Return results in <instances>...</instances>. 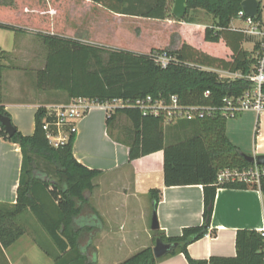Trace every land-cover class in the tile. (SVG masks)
I'll return each mask as SVG.
<instances>
[{
  "label": "trees",
  "instance_id": "obj_1",
  "mask_svg": "<svg viewBox=\"0 0 264 264\" xmlns=\"http://www.w3.org/2000/svg\"><path fill=\"white\" fill-rule=\"evenodd\" d=\"M92 1L114 13L154 19L168 18L174 2ZM242 1L186 0V13L178 20L194 22L189 13L195 9H203L215 20L211 26L200 28V39L192 38L193 44L184 42L174 50L152 49L142 53L92 44L82 38L36 33L47 47L45 65L37 72L39 89L63 92L67 102L76 97L123 100L125 105L106 116L105 123L109 135L127 146L128 161L161 150L165 186L197 184L203 188V221L200 225L184 227L178 236L167 237L159 228L153 230L152 245L136 251L119 264H156L164 257L153 255L156 239L175 243L176 247L169 254L182 252L189 264H264V234L254 229L236 231L235 256L194 259L187 253L188 244L209 232L217 188L257 189L254 183L219 182L217 179L221 170H242L251 166L244 159V153L228 139L227 119L219 111L227 93H240L249 87V83L244 79L221 80L215 72L200 68H221L243 74L251 71L255 60L250 59L241 46L245 36L240 29L230 27ZM70 3L71 0H0V19L15 20L11 14L18 9L23 12L22 24L61 34ZM255 19L261 20L260 8ZM0 28L24 31L2 21ZM162 53L170 56L165 67L155 61L156 55ZM6 58L7 54L0 51V114L10 118L2 105L1 92L2 72L10 67L4 63ZM206 91L209 94L206 95ZM147 96L166 103L175 96L180 105L208 107L212 112L202 118L165 123L163 116L143 113L133 105L137 99ZM117 116H125L131 127L122 134L117 133L116 137L109 128ZM45 120L50 121L52 117L40 106L35 112L31 135L16 129L8 136L0 123V137L18 144L21 151L15 203L0 202V244L8 248L29 231L34 243L53 260V264H96L95 254L92 258L88 256L90 241L82 243V240L102 226L101 217L90 202L93 179L100 170L89 168L75 158V133H70L66 143L51 146L43 129ZM260 189L264 192V177ZM160 194V189L149 191L153 212ZM33 218L40 228L34 225Z\"/></svg>",
  "mask_w": 264,
  "mask_h": 264
},
{
  "label": "crops",
  "instance_id": "obj_2",
  "mask_svg": "<svg viewBox=\"0 0 264 264\" xmlns=\"http://www.w3.org/2000/svg\"><path fill=\"white\" fill-rule=\"evenodd\" d=\"M78 1L71 0L67 21L61 34L40 26L22 24L20 19L23 18V12L18 9L11 14L15 20L0 19L24 30L0 28V51L7 54L4 63L10 66L2 72V105L13 125L24 135H31L34 132V116L38 107L67 102V96L63 92L37 88V72L45 65L47 47L36 33L82 38V41L92 44L134 52H149V50H139L143 45L137 39L133 41V45L125 47L101 44L90 37V27L95 25L92 21L95 6L121 17L132 19L145 17L114 13L92 0H80L82 4L80 6ZM80 10H84V14H80ZM34 11L40 12L38 9ZM89 13L92 14L91 20ZM81 16L83 19L87 18L91 26L85 25L80 19ZM154 20L163 21L167 18ZM192 24L197 28L211 26ZM230 27L241 30L239 27L231 25ZM244 36L243 42L250 43L251 47L249 50L244 48L243 42L241 46L250 59L256 60L260 39L255 40L253 36L245 34ZM184 42L193 44L189 36L183 39L174 38L166 43V49H178ZM251 66L252 69L254 62ZM93 109L103 111L97 107ZM119 117L117 116L116 121ZM105 120V116L89 111L76 123L73 144V154L79 162L89 168L100 170L93 179L94 189L90 202L99 213L102 226L84 237V240L90 241L91 248L98 251L99 263L105 260L103 250H123L125 252L123 259H125L136 251L152 245L153 230L150 225L153 210L149 196L150 189L161 190L155 213L159 230L167 237L178 236L184 227L200 225L203 221L202 186L197 184L165 186L161 150L128 161L127 146L109 135ZM259 128L256 129L254 151L248 155L264 154V131L261 132ZM20 164L21 151L18 144L0 137V202L2 203L8 205L15 203ZM27 217L30 219L29 215ZM138 218L140 228L134 223ZM239 229H254L264 234V192L260 187L217 188L209 232L188 244L187 253L194 259L235 256V235ZM211 231L214 234H211ZM24 235L8 248H3L0 244V264H32L30 252L36 244L31 237L24 239ZM169 253L156 264H189L182 252ZM117 259L118 261L114 262L119 264L122 258Z\"/></svg>",
  "mask_w": 264,
  "mask_h": 264
},
{
  "label": "built area",
  "instance_id": "obj_3",
  "mask_svg": "<svg viewBox=\"0 0 264 264\" xmlns=\"http://www.w3.org/2000/svg\"><path fill=\"white\" fill-rule=\"evenodd\" d=\"M255 17L256 15L254 17L245 15L242 8L236 16V18L242 19L247 24L245 29H241L244 34L260 37L256 60L250 72L243 74L240 71L200 67L201 69L215 72L221 80L234 81L244 79L249 83V87L242 92L235 94L229 92L222 98L219 111L226 119L248 110L257 114L264 110V25ZM169 59L170 56L166 55V53L158 54L155 57L156 63L161 67H165ZM205 94H209V91H206ZM124 105L125 102L121 99L98 101L92 98L76 97L66 103L43 106L46 109L47 116L52 117V120H45L43 123L48 143L53 147L66 143L70 133L76 132L74 120L81 119L89 110L97 107L106 112V116H108L116 108ZM133 105L138 107L143 113L163 116L165 123L175 122L178 119L192 120L202 118L212 112L208 107L180 105L175 96H171L169 103L164 102L162 99H152L151 96H147L143 99H137ZM263 177L264 165L252 163L251 166L242 170H221L217 179L219 182L241 181L243 183H254L257 187H260Z\"/></svg>",
  "mask_w": 264,
  "mask_h": 264
},
{
  "label": "rangeland",
  "instance_id": "obj_4",
  "mask_svg": "<svg viewBox=\"0 0 264 264\" xmlns=\"http://www.w3.org/2000/svg\"><path fill=\"white\" fill-rule=\"evenodd\" d=\"M259 1V8L261 14V22L264 25V0ZM80 0L78 1V3ZM171 3V8L173 7ZM82 6L81 2L79 3ZM80 14H84V10L79 11ZM93 17L92 21L95 25L91 26V23L86 19L81 20L85 25L89 24L91 30V39L99 42L101 44H107L110 46H125L130 47L133 45V41L137 39L142 43L143 46L139 50H151V49H166V43L171 41L174 38L183 39L186 36L194 39H200V28H197L195 24L202 25H212L214 22V16L208 14L203 9L191 10L189 16L194 19V22L187 23L185 21H180L176 19L173 14L168 16L167 20L157 21L151 18H139L132 19L129 17H121L119 15H114L112 13L102 10V8L95 6V11L92 12ZM90 14V20L92 14ZM196 20V21H195ZM84 25V26H85ZM230 25L232 27H239L245 29L247 24L242 20L235 18L231 21ZM83 26V27H84ZM124 29V30H123ZM248 35V34H245ZM249 36V35H248ZM253 38L260 39L259 36H253ZM118 42L120 44H118ZM243 46L246 49H250L251 45L248 42H243ZM154 47V48H153ZM38 88V87H37ZM52 92V91H51ZM66 96V94L64 93ZM91 113L101 114L106 117L107 113L104 111H99L97 109L89 110ZM80 119L74 120L76 126L77 121ZM263 123H264V110L259 114L254 111H244L234 117H228L226 120V135L228 139L238 146L240 151L244 154H251L254 151L255 146V134L256 129L259 128L263 132ZM131 124L125 116H120L117 121L109 128V131L117 137V133L122 134L127 128H130ZM259 141V140H258ZM167 142V141H166ZM105 179V178H104ZM136 214V212H135ZM34 219V218H33ZM82 219V218H81ZM80 219V220H81ZM85 220H81L84 222ZM34 225L38 226V223L34 219ZM137 223V227L140 228L139 218L134 221ZM40 228V227H39ZM31 233L28 231L24 235V239L30 238ZM47 237V236H46ZM32 238V237H31ZM86 240H82L84 243ZM33 242V241H32ZM95 254L96 264H116L114 261H118L117 258H122L124 260L125 252L123 250H103V259L100 263L98 260V251L95 248H90L88 251L89 258H92V255ZM31 262L32 264H52L53 260L47 256L38 245H35L31 252Z\"/></svg>",
  "mask_w": 264,
  "mask_h": 264
},
{
  "label": "water",
  "instance_id": "obj_5",
  "mask_svg": "<svg viewBox=\"0 0 264 264\" xmlns=\"http://www.w3.org/2000/svg\"><path fill=\"white\" fill-rule=\"evenodd\" d=\"M241 8L244 11L245 15L254 17L259 8V3L257 0H243L241 2ZM186 13V0H174L172 7V14L176 19H182ZM0 123L2 124L5 132L8 136H12L16 128L10 121V118L0 114ZM244 159L249 163H256L258 165H264V154L258 155H248L243 154ZM152 230H157L159 228V224L157 221L156 213L153 212L151 217V225ZM176 247L175 243H166L161 239H156L155 244L152 247V252L155 258H160L167 253L173 251Z\"/></svg>",
  "mask_w": 264,
  "mask_h": 264
}]
</instances>
